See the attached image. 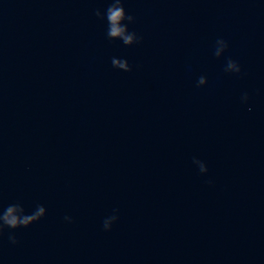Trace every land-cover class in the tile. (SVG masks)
<instances>
[{"label":"water","instance_id":"95a60500","mask_svg":"<svg viewBox=\"0 0 264 264\" xmlns=\"http://www.w3.org/2000/svg\"><path fill=\"white\" fill-rule=\"evenodd\" d=\"M110 3L46 4L0 211L47 214L4 229L0 264H264V0H123L142 37L132 45L95 15ZM228 59L242 71L226 72Z\"/></svg>","mask_w":264,"mask_h":264},{"label":"clouds","instance_id":"9594fccd","mask_svg":"<svg viewBox=\"0 0 264 264\" xmlns=\"http://www.w3.org/2000/svg\"><path fill=\"white\" fill-rule=\"evenodd\" d=\"M95 15L101 19H106L108 22L107 36L110 39H119L125 45H132L137 43L142 37H138L135 32H130L128 24L124 23L127 21H134L135 17L129 15L123 5V0H111L110 5L106 11H101L100 9L95 10ZM228 42L219 38L215 42L214 55L216 57H221L224 55L228 48ZM112 64L114 67L122 69L124 71H131L132 66L126 59H120L113 57ZM225 71L231 73H240L242 71L241 65L232 59H228L225 65ZM198 85H205L208 83L206 76H201L198 79ZM242 99L246 102L249 99L248 93H244ZM251 111V108H249ZM195 163L199 166L202 173L208 172L207 165L201 160H195ZM211 183V181H209ZM114 211H118L114 210ZM47 214V209L43 205H37L31 213H27L25 207L20 203L10 204L5 209L0 211V235L3 234L5 228L16 229L19 227H27L34 222L40 220ZM119 217L115 214L106 217L103 222V227L105 230H110L113 223L118 220ZM65 220L71 222L72 218L66 216ZM8 239L16 244L19 241L14 233L8 234Z\"/></svg>","mask_w":264,"mask_h":264}]
</instances>
